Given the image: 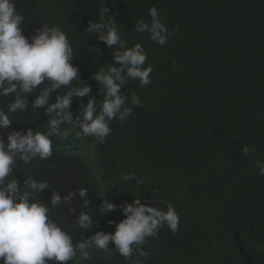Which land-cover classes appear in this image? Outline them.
I'll return each mask as SVG.
<instances>
[{"label": "trees", "instance_id": "obj_1", "mask_svg": "<svg viewBox=\"0 0 264 264\" xmlns=\"http://www.w3.org/2000/svg\"><path fill=\"white\" fill-rule=\"evenodd\" d=\"M103 4L127 47L141 44L145 67L154 69L148 86L130 81L122 87L129 100L136 92L143 107L129 104L133 114L123 126L111 122L104 156L117 168L107 194L117 205L136 196L161 208L168 201L180 215L179 232L161 228L142 246L148 257L139 258L145 264H264V176L256 166L264 160V0H65L44 24L67 33L73 64L97 101L103 95L91 76L114 62L115 46L107 48L86 29ZM152 6L174 32L163 46L134 30L139 18L150 19ZM244 145L257 152L246 157L239 151ZM132 173L143 183L119 179ZM49 179L67 186L56 174ZM67 182L87 188L91 207L98 206L83 179ZM68 214L53 212V218L73 231L76 217ZM115 215L116 224L126 218L120 210Z\"/></svg>", "mask_w": 264, "mask_h": 264}, {"label": "clouds", "instance_id": "obj_2", "mask_svg": "<svg viewBox=\"0 0 264 264\" xmlns=\"http://www.w3.org/2000/svg\"><path fill=\"white\" fill-rule=\"evenodd\" d=\"M64 4L0 0V264H145L139 258L148 257L142 246L165 226L177 234L180 215L168 201H161V208L136 196L134 202L115 204L107 194V181L117 167L104 152L111 122L118 119L123 126L133 114L129 104L143 107L136 92L129 100L122 87L130 81L148 86L154 69L145 67L148 56L141 44L127 47L115 15L103 4L98 19L89 21L86 29L107 48L115 46L114 62L91 76L103 95L97 101L73 64L76 52L67 33L44 24L51 12H62ZM148 16L136 21L135 32L165 45L174 32L157 7L152 6ZM89 51L99 48L90 46ZM38 88L34 98L31 94ZM239 151L247 157L257 147L244 145ZM256 166L264 176V160L257 159ZM54 174L67 186L50 180ZM73 177L83 179L100 199L95 209L87 188L68 184ZM119 179L133 181L136 176ZM66 210L67 216L76 217L73 231L53 218V212ZM115 210L126 217L118 224L116 215L111 217Z\"/></svg>", "mask_w": 264, "mask_h": 264}, {"label": "bare ground", "instance_id": "obj_3", "mask_svg": "<svg viewBox=\"0 0 264 264\" xmlns=\"http://www.w3.org/2000/svg\"><path fill=\"white\" fill-rule=\"evenodd\" d=\"M39 94V88L37 89V91L36 92H34V93H32L31 95L34 97V98H36V96ZM55 98L52 96L51 97V102H55Z\"/></svg>", "mask_w": 264, "mask_h": 264}]
</instances>
